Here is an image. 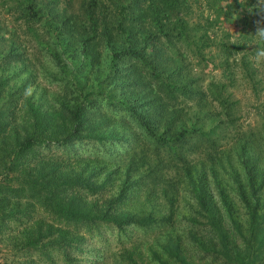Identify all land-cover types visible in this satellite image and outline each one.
<instances>
[{
  "label": "rangeland",
  "instance_id": "rangeland-1",
  "mask_svg": "<svg viewBox=\"0 0 264 264\" xmlns=\"http://www.w3.org/2000/svg\"><path fill=\"white\" fill-rule=\"evenodd\" d=\"M113 1L105 0L104 24L114 33ZM227 2L233 3L232 0ZM50 6L53 9L47 23L27 28L14 10L15 0H0V90L5 94L0 99V132L21 138L36 118L44 126L62 133L69 126L68 110H73L80 102L83 104L84 94H95L89 97L92 104L82 122L83 131L78 132L79 139L62 149L36 148L27 159L26 168L34 175L35 172L44 175L45 180L54 185L55 192L72 205L98 216L106 212L113 218L126 217L127 222L121 227L112 222L63 227L38 206L29 208L26 217L14 221L4 240L0 239L2 264L5 259L19 264H178L177 252L184 264H236L237 255L260 256L264 264V243L259 246L257 240L255 246L248 249L249 217L243 202L246 195L249 202L264 211V170L260 171L264 163L257 162V166L252 167L249 162L245 166L246 159L239 158L240 144L245 141L257 154L264 151V59L248 56V59H256V80H261L256 92L241 66L233 68L235 82L225 90L230 100L237 103L232 111L235 123L221 126L220 129H224L218 131L216 144L209 148L203 144L196 149L197 143L192 141L187 152H183L197 169L199 162H204L208 169L214 170L215 176L210 173L208 176L207 200L225 230L221 236L225 235L227 241L223 242L190 187L191 182H197L198 171L188 177L180 163L172 161L167 152L157 154L141 131L125 121V112H120V107L107 102L101 105L100 99L94 98L112 89L118 94L117 98H123L122 93L134 79L123 74V81L118 80L113 85L104 83L111 55L106 37L101 35L104 25L98 29L92 27L78 0L58 4L52 0ZM192 9L199 11L195 5ZM185 16L192 17V21L197 19L191 11ZM233 22L216 24V36L221 38L228 31L234 38L238 29ZM248 48L252 51L251 46ZM210 49L203 51L204 57L194 58L180 44L172 52L183 64L184 72L190 78L195 77L203 91L211 82H229L219 66L223 58L214 48ZM241 57L242 53L237 59ZM119 67L124 68V65ZM143 82L150 91L147 92L149 98L159 106L169 107V111L180 110L179 120L195 119L196 100L179 98L170 106L165 99L162 101L164 96L156 86L148 79ZM98 87H102L104 94L99 93ZM127 94L131 98L129 91ZM112 101L117 102L115 98ZM135 102L138 101L134 99ZM143 103V100L139 106L135 103L138 112H144L140 106ZM213 110L219 113L217 103H213ZM161 117L166 114L162 113ZM219 119L224 121L225 116ZM204 124L209 128L216 123L205 120ZM131 161L135 163L132 168L141 164L146 167L132 175ZM153 167L158 172L151 171ZM127 170L130 178L125 174ZM154 174H157L156 179L151 181ZM141 177L144 178L139 180ZM222 197L232 210L239 232L224 212ZM148 217L149 224L138 223ZM39 225L62 228V239L54 231L53 237L42 241L43 250L40 245L36 249L31 246L16 250L14 244L25 243L20 239L26 233L35 236ZM70 240L72 242L68 243Z\"/></svg>",
  "mask_w": 264,
  "mask_h": 264
},
{
  "label": "trees",
  "instance_id": "trees-1",
  "mask_svg": "<svg viewBox=\"0 0 264 264\" xmlns=\"http://www.w3.org/2000/svg\"><path fill=\"white\" fill-rule=\"evenodd\" d=\"M15 0L14 10L18 15L21 24L27 28L47 23L48 15L51 13L50 3L52 0ZM73 2L76 0H56L58 4ZM114 0V33L104 24V15L106 12L105 0H78L84 7L90 25L103 26L101 35L111 51L109 59V70L105 76L104 83L113 85L118 80L123 81V74L134 77L132 83L127 86L126 92H123V98H117L118 94L112 89L108 94L98 96L101 105L106 102L113 107H120V112H125V121L138 128L141 133L157 150V154L167 152L172 161L181 165L188 177H192L193 171H198L199 176L195 184L191 182V189L201 209L208 213L212 221V227L218 236L224 234L223 225H219L214 209L208 205V176L209 173L215 176L213 169H208L204 162L192 165L187 161L185 154L190 142L197 143L196 149L201 148L203 144L209 148L210 145L216 144L218 140V131L221 126L234 124L232 111L236 102L230 100V94H226L227 86H232L235 82L234 67L241 66L242 73L252 82L254 91L260 85L261 80H256L258 68H255L253 59L248 56L257 55L259 49L264 48V41H260L255 36L257 21L264 20V0ZM241 1V2H240ZM193 5L198 7L199 11L192 9ZM197 16L195 21L186 18V14ZM197 13V14H196ZM234 21L237 32L233 38L228 31L224 32L221 38L216 36V24L220 21ZM203 22V23H202ZM196 37H199L197 40ZM232 38V39H231ZM188 40V41H187ZM190 41V42H189ZM184 46L194 58L195 56L204 57L205 49L215 51L221 56L220 68L226 72V78L229 82H211L205 91L199 86L195 77L190 78L184 72V66L181 61L176 60L173 52L176 45ZM253 45V46H252ZM251 46L252 51L249 50ZM211 51H209L210 53ZM242 53L238 60L237 56ZM249 54V55H248ZM231 60V61H230ZM124 65L120 68L119 65ZM260 64V63H259ZM257 64V65H259ZM127 66V67H125ZM124 69V70H122ZM144 73V76L141 73ZM193 72V71H192ZM120 77V78H119ZM148 79L150 83L156 86L157 91L164 96L167 103H177L179 98L191 101L196 100L194 105L195 119L192 121L179 120L180 110H171L159 106L156 101L149 98V94L143 80ZM123 85V82H121ZM143 83V84H142ZM136 85L137 88H136ZM144 85V86H143ZM1 86V83H0ZM102 87H98L99 93L104 94ZM225 90V94L224 93ZM0 90V99L5 95ZM128 91L131 98H128ZM146 92V94H145ZM97 93L96 95H98ZM92 92L83 95V104L81 102L76 108L69 111L68 129L60 133L54 131V128L44 126L38 119L34 118V123L25 136L19 138L15 134L0 132V239L4 240L6 232L14 221H21V217H26V211L29 208L38 206L45 212H48L63 227L82 225H97L99 222L114 223L118 227L126 225V217L117 218L109 216L106 212L98 216L86 212L81 207L72 205L70 200H65L55 192L54 185L45 180L44 175L29 173L26 168L27 159L35 153L36 148L52 147L65 148L69 147L74 141L79 139L78 132L83 131V120L90 110ZM95 95V94H94ZM93 95V96H94ZM145 95V96H144ZM141 97L140 99L137 98ZM117 102H113V99ZM134 99L138 102L144 101L140 106L144 112H138ZM128 101V102H127ZM213 103L220 107L219 113L213 110ZM134 104V105H133ZM117 112H115L116 115ZM162 113L166 117H161ZM114 114V113H113ZM221 121L219 118L224 117ZM215 121V125L206 128L204 121ZM62 134V136H60ZM128 139V138H127ZM248 141L240 144L239 158L246 159L244 164L247 166L251 162L252 167L264 163V151L260 150L257 154L256 149H250ZM209 151V150H207ZM263 151V152H262ZM184 152V153H183ZM263 155L261 156V154ZM132 175L134 172L146 167L132 168L135 163H129ZM210 164V163H209ZM258 164V165H259ZM211 167V166H209ZM135 170V171H134ZM264 170L262 165L260 171ZM125 172L130 178V172ZM133 171V172H132ZM151 171L158 172L155 167ZM261 171V173H262ZM152 172V173H153ZM159 174V173H158ZM153 175L149 174L148 176ZM156 175L151 181L156 179ZM144 177L139 178L143 179ZM255 183L253 182V188ZM97 191V190H95ZM243 198L247 214L249 217L248 234L250 244L248 249L255 246L254 242L259 240L257 245L262 246L264 243V211L259 205L253 204ZM126 200V198H124ZM24 201V203L22 202ZM224 212L226 213L234 229L240 231L237 222L232 216V210L227 201L222 197ZM256 203V199L253 200ZM139 221L141 225H147L150 218ZM21 223V222H19ZM76 225V226H75ZM88 227V226H86ZM62 229V228H61ZM50 225L36 226L35 236L26 233L23 239L25 243L14 244L16 250H25L31 246L35 249L38 245L42 250L45 246L42 241L53 237L56 233L58 238L62 239L64 232ZM223 242L227 241L226 236H221ZM17 241V240H14ZM63 241V240H62ZM72 242L71 240L68 242ZM61 248V247H60ZM43 254V252L41 253ZM68 255H66L67 257ZM175 258L178 264H184L177 252ZM23 261V260H22ZM263 262V258L256 255L239 256L237 255L236 264H258ZM0 264L2 262L0 261ZM3 264H19L18 261L12 260L8 263L5 259ZM24 264V263H23ZM68 264V263H67Z\"/></svg>",
  "mask_w": 264,
  "mask_h": 264
},
{
  "label": "clouds",
  "instance_id": "clouds-1",
  "mask_svg": "<svg viewBox=\"0 0 264 264\" xmlns=\"http://www.w3.org/2000/svg\"><path fill=\"white\" fill-rule=\"evenodd\" d=\"M254 34L258 40L264 41V20L260 19L257 21L256 31ZM257 56L259 59H264V48L258 50Z\"/></svg>",
  "mask_w": 264,
  "mask_h": 264
}]
</instances>
